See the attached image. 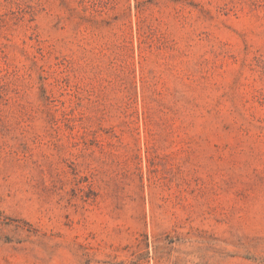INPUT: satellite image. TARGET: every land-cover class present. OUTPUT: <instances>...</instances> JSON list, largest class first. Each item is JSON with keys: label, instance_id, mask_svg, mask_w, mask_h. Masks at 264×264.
I'll use <instances>...</instances> for the list:
<instances>
[{"label": "rangeland", "instance_id": "obj_1", "mask_svg": "<svg viewBox=\"0 0 264 264\" xmlns=\"http://www.w3.org/2000/svg\"><path fill=\"white\" fill-rule=\"evenodd\" d=\"M0 264H264V0H0Z\"/></svg>", "mask_w": 264, "mask_h": 264}]
</instances>
